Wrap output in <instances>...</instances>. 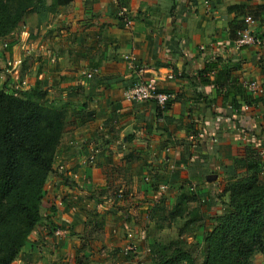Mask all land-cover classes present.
Listing matches in <instances>:
<instances>
[{"label":"crops","instance_id":"1","mask_svg":"<svg viewBox=\"0 0 264 264\" xmlns=\"http://www.w3.org/2000/svg\"><path fill=\"white\" fill-rule=\"evenodd\" d=\"M51 1L27 12L8 46L0 40V65L19 61L1 68L0 86L15 89L20 80L21 90L44 91L49 103L58 98L70 117L45 186V216L12 264L41 263L38 249L52 248V261L75 255L91 226L83 214L93 194L111 185L125 192L121 211L128 216L108 221L101 237L118 241L111 230L122 227L139 253L141 233L151 231L148 211L167 199L191 186L224 189L248 174L251 153L264 175V99L245 86L264 84V46L238 49L231 30L250 11L264 35V8H257L264 0H73L55 9ZM122 6L133 24L124 23ZM124 54L174 94L169 107L125 98L137 73ZM67 225L78 233L56 236L54 229Z\"/></svg>","mask_w":264,"mask_h":264},{"label":"trees","instance_id":"2","mask_svg":"<svg viewBox=\"0 0 264 264\" xmlns=\"http://www.w3.org/2000/svg\"><path fill=\"white\" fill-rule=\"evenodd\" d=\"M44 1L0 0V36L6 46L27 12ZM71 1L53 0L50 8ZM249 13L243 12L241 23H231L234 39L238 30L247 26L244 18ZM67 116L65 108L48 102L44 91L20 90L18 94L13 88L0 86V264L13 263L43 217L45 186ZM255 156L248 155L247 175L232 177L225 185L228 208L213 217V226L204 233L201 264H252L254 252L264 249V180ZM193 193L181 194L168 212L171 220L188 216L181 233L201 225L197 223L202 217L199 209L189 206L198 199ZM151 254V264H194L192 254L178 242H155Z\"/></svg>","mask_w":264,"mask_h":264},{"label":"rangeland","instance_id":"3","mask_svg":"<svg viewBox=\"0 0 264 264\" xmlns=\"http://www.w3.org/2000/svg\"><path fill=\"white\" fill-rule=\"evenodd\" d=\"M47 2H49V0H45L38 6H47ZM51 3H53V0ZM0 40L3 43L4 39L2 36H0ZM3 45L6 47L5 43ZM16 65L17 64L14 60L6 61L5 66L0 65V70L1 68L13 67ZM5 71L8 73V70L5 69ZM19 82L20 80H17L14 86L18 91V94L22 87H20V85L23 84V82H21L19 85ZM54 99L58 102L51 103L57 107H61L59 99ZM247 99L252 100L253 97L248 96ZM259 102H261V100H259ZM69 118L70 117L67 116V119ZM260 155L261 158L264 159V155L262 153ZM94 157L93 159L88 157L89 162L94 161ZM260 175L261 180H264L262 172L259 173V176ZM185 184H187V182ZM159 188L160 187H158V189ZM121 190L123 191V189L119 190V187L111 185L106 189V192H101L98 198L93 194L92 197L94 203L89 205L87 213L85 212V214H83V216L86 215V218L91 222V226H87L88 229L82 232L80 241L75 243L76 245L73 248V250H76L75 255L70 254L67 257L64 256L63 259L56 258L55 261H52V248H46L47 252L38 249L36 252L38 253L39 261L41 260V263L39 264H51L50 262H55L56 264H151V248L154 243L158 241L166 245L178 242L183 249L188 250L192 254L194 264H201L203 261L202 244L204 233L213 226V217L217 214L223 213L228 208V195L223 192V186L207 187L205 185L202 189L198 185V187L192 188L191 186L190 189H187L189 192H194L193 194L198 195L197 201L194 200L192 205L199 209L200 216H202L197 222H200L201 225L194 230H187L182 233L180 231L188 216L177 218L175 220H171L168 216V212L174 206L173 202L177 200L175 197L173 200L167 201V199L166 203L163 205L164 207L161 208L160 205L154 214H151V211H148L149 216L146 219H151L152 221L151 231L149 236H145L144 233H141L142 236L138 242V245L141 246L139 253L137 251V244L129 240L127 232L122 227L117 226L120 229L117 228V231H114L113 228L111 230L115 236L114 238H117L118 241L111 240V243H109L101 237L105 234V228L109 227V225L106 224L108 221L116 218L118 222H121L125 221L124 218L121 220V217L124 215L128 216V213H123L121 211V208L125 206L124 202L126 201L125 192H122V196L119 193ZM160 190L162 191V189ZM165 199L166 197H164V200ZM42 214L45 216L44 212ZM153 220H155L157 224L153 223ZM147 226H150L149 222H147ZM71 228L72 227H68V225L64 227L61 226L56 228L55 231L58 229L57 233L60 238H67L78 233V231L74 229L71 230ZM57 233H55L56 236ZM150 236L153 239H151ZM57 241L56 246L59 245V239ZM68 244L69 246L67 247L72 250L71 240L68 241ZM252 264H264V249H259L254 252L252 256Z\"/></svg>","mask_w":264,"mask_h":264},{"label":"built area","instance_id":"4","mask_svg":"<svg viewBox=\"0 0 264 264\" xmlns=\"http://www.w3.org/2000/svg\"><path fill=\"white\" fill-rule=\"evenodd\" d=\"M119 14L126 25L133 24V19L130 17L129 9L127 7L122 6ZM244 20L247 26L238 30L235 39L236 48L241 49L249 46H263L264 35L256 29V19L249 14L245 16ZM124 58L128 61L129 67L137 73L135 81L124 90L125 98L129 101L135 102L153 100L157 103L160 109L165 110L175 98L174 94L161 90L155 76H146L145 72L147 67L138 65V63H136V57L133 54H124ZM18 62L19 61H16V63ZM84 73L87 74L88 77L93 75L91 72ZM169 76L174 77L173 74H169ZM245 86L252 94L264 97L263 82L259 80H249L245 83ZM261 153L264 155V151H261ZM93 157V155L90 156L91 159H93ZM119 193L122 196V190ZM61 202L62 199L58 198V203ZM57 235L59 236L58 233Z\"/></svg>","mask_w":264,"mask_h":264}]
</instances>
